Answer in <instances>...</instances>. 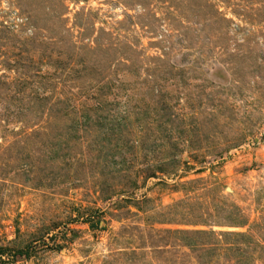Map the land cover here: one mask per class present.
Wrapping results in <instances>:
<instances>
[{
  "label": "rangeland",
  "instance_id": "obj_1",
  "mask_svg": "<svg viewBox=\"0 0 264 264\" xmlns=\"http://www.w3.org/2000/svg\"><path fill=\"white\" fill-rule=\"evenodd\" d=\"M0 264H264V0H0Z\"/></svg>",
  "mask_w": 264,
  "mask_h": 264
}]
</instances>
